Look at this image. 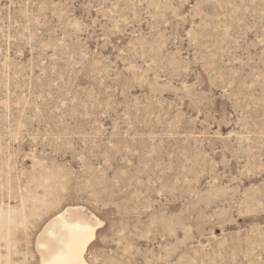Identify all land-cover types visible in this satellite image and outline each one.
Segmentation results:
<instances>
[{
  "label": "rangeland",
  "instance_id": "374dc122",
  "mask_svg": "<svg viewBox=\"0 0 264 264\" xmlns=\"http://www.w3.org/2000/svg\"><path fill=\"white\" fill-rule=\"evenodd\" d=\"M67 205L90 264H264V0H0V264Z\"/></svg>",
  "mask_w": 264,
  "mask_h": 264
},
{
  "label": "bare ground",
  "instance_id": "6f19581e",
  "mask_svg": "<svg viewBox=\"0 0 264 264\" xmlns=\"http://www.w3.org/2000/svg\"><path fill=\"white\" fill-rule=\"evenodd\" d=\"M80 205H67L50 215L36 235L42 264H90L85 252L100 220Z\"/></svg>",
  "mask_w": 264,
  "mask_h": 264
}]
</instances>
